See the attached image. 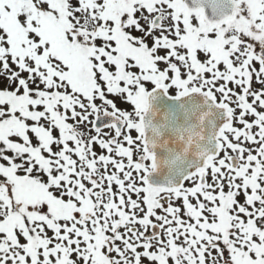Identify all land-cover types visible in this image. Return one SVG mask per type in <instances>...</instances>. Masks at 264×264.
Instances as JSON below:
<instances>
[{
    "label": "snow or ice",
    "instance_id": "obj_1",
    "mask_svg": "<svg viewBox=\"0 0 264 264\" xmlns=\"http://www.w3.org/2000/svg\"><path fill=\"white\" fill-rule=\"evenodd\" d=\"M0 264H264V0H0Z\"/></svg>",
    "mask_w": 264,
    "mask_h": 264
}]
</instances>
